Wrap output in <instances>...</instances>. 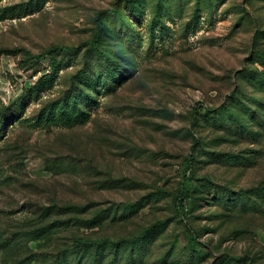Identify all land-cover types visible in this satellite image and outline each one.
<instances>
[{
	"label": "rangeland",
	"instance_id": "rangeland-1",
	"mask_svg": "<svg viewBox=\"0 0 264 264\" xmlns=\"http://www.w3.org/2000/svg\"><path fill=\"white\" fill-rule=\"evenodd\" d=\"M3 113L0 264H264V0H0Z\"/></svg>",
	"mask_w": 264,
	"mask_h": 264
},
{
	"label": "trees",
	"instance_id": "trees-1",
	"mask_svg": "<svg viewBox=\"0 0 264 264\" xmlns=\"http://www.w3.org/2000/svg\"><path fill=\"white\" fill-rule=\"evenodd\" d=\"M127 1H129V0H127ZM115 12H116V8L113 7V8L103 9L102 11H100V14L101 15L102 14H114ZM95 23H96V27L94 30L93 37L91 39H88V40L81 42L77 46L66 45V44H62V45L53 44V45H50L48 48H46L44 51L39 52V53H32L29 50L18 48V47L13 48V49H9V51H21L24 58L27 61H29V62L35 61L36 62V61H40L43 59H50V58L54 57L58 52H72V51L74 52V51H77L83 46H85V47L87 46L89 48H96L100 45L101 30L103 28V21H102L100 16H98L96 18ZM4 116H5V113L0 115V125L4 124L3 123ZM195 120H196V115L193 116L192 123H194ZM192 158H193V156L189 155L184 161L185 165L188 168L191 166ZM183 179H184L183 182H180V189H179L178 195L176 197L178 207H179L181 212H183V210H184L183 199H184V196L188 190L187 187L185 188L184 183L185 182L190 183V181H191V178L186 174H184ZM146 232L147 231H144L143 234H145ZM192 240L196 241V238L192 236ZM107 242H108V239H99L96 241V240H91L89 238H84V237H75L74 238V244L76 246H78L80 244H95L97 246H102ZM250 262H251V264H254L253 260L251 258H250Z\"/></svg>",
	"mask_w": 264,
	"mask_h": 264
}]
</instances>
